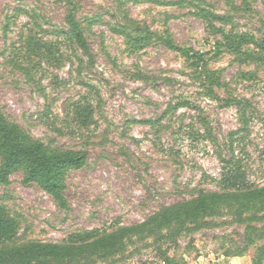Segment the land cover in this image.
<instances>
[{
    "label": "rangeland",
    "instance_id": "rangeland-1",
    "mask_svg": "<svg viewBox=\"0 0 264 264\" xmlns=\"http://www.w3.org/2000/svg\"><path fill=\"white\" fill-rule=\"evenodd\" d=\"M72 2L91 58L66 37V0H0V110L47 146L88 155L67 176L65 208L22 172L0 182V206L20 223L16 242L67 244L85 231L127 228L117 249H92L65 264H264L259 207H223L182 228L143 227L162 206L221 191L220 156L244 159L253 185L264 187V55L244 47L263 59L248 61L222 34L263 40L264 0ZM216 98L250 104L248 134L239 132L236 104ZM78 108L87 111L81 121ZM202 118L210 140L188 138L191 126L205 133Z\"/></svg>",
    "mask_w": 264,
    "mask_h": 264
},
{
    "label": "trees",
    "instance_id": "trees-1",
    "mask_svg": "<svg viewBox=\"0 0 264 264\" xmlns=\"http://www.w3.org/2000/svg\"><path fill=\"white\" fill-rule=\"evenodd\" d=\"M66 2L71 6V11L66 17L69 28L66 37L85 56L91 58V50L85 30L75 16L77 7L72 0H66ZM179 4L182 3H173V5ZM196 6L202 13L207 12L209 14L207 17H212L216 22L227 25L232 23L229 17L212 15L210 12L204 11L202 5ZM222 34L229 51L232 53L248 61L258 60L261 62L263 60L261 55L248 50L243 51V48L254 46L259 53L264 55V39L258 40L250 35H235L232 38L226 33ZM147 40L148 38H142V42ZM165 44L171 50L184 52L170 40ZM210 94L212 96L213 91ZM216 100H220L224 107L236 104L240 113V121L244 126L239 132L248 134L252 120L250 104L232 99L221 100L216 98ZM180 106L188 105H176L174 110L177 111ZM82 110L81 108L76 110V116L80 121L83 119V114L87 113V111L82 112ZM198 122L205 129V133L202 134L199 129L197 130L191 126L188 131L190 132L188 138L196 133L198 136L210 140L209 121L207 118H202ZM144 123L152 127L158 125L152 121H145ZM89 124L85 123L83 126L86 127ZM87 156V153L83 151L54 149L47 146L45 143L32 138L17 124L11 122L0 110V182L2 184H8L12 174L22 172L26 184L38 185L60 207L65 208L67 206V176L71 171L82 169L87 163ZM220 158L224 166L221 191H200L191 199L162 206L143 227L155 224L160 230L173 225L182 228L187 223L199 222L220 215L223 207L227 209L238 206V211L249 213L257 207L264 210V187L253 185L249 179L244 159L236 156L234 152L230 159H225L223 156H220ZM239 217L241 218L240 215ZM20 228L19 221L12 217L5 207L0 206V264H65L66 262H73L76 257L84 255L92 249L94 252L113 251L122 245L129 232L127 228L119 229L111 234H101L98 230L85 231L72 236L67 244L39 241L17 243L16 239ZM253 264L257 263L254 261ZM259 264L261 263L259 262Z\"/></svg>",
    "mask_w": 264,
    "mask_h": 264
},
{
    "label": "crops",
    "instance_id": "crops-1",
    "mask_svg": "<svg viewBox=\"0 0 264 264\" xmlns=\"http://www.w3.org/2000/svg\"><path fill=\"white\" fill-rule=\"evenodd\" d=\"M230 264H248L244 263L243 258H234L233 260L230 259Z\"/></svg>",
    "mask_w": 264,
    "mask_h": 264
},
{
    "label": "built area",
    "instance_id": "built-area-1",
    "mask_svg": "<svg viewBox=\"0 0 264 264\" xmlns=\"http://www.w3.org/2000/svg\"><path fill=\"white\" fill-rule=\"evenodd\" d=\"M158 264H166L165 262H159Z\"/></svg>",
    "mask_w": 264,
    "mask_h": 264
}]
</instances>
